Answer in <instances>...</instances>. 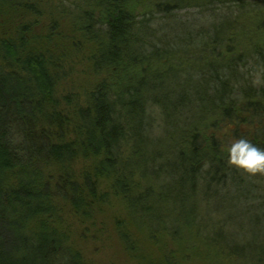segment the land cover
<instances>
[{"label": "trees", "instance_id": "trees-1", "mask_svg": "<svg viewBox=\"0 0 264 264\" xmlns=\"http://www.w3.org/2000/svg\"><path fill=\"white\" fill-rule=\"evenodd\" d=\"M69 1L59 8L64 25H45L40 5L46 0H0V264H93L71 247L58 217L63 205L86 214L103 203L100 180L107 178L152 232L183 238L189 228L212 262L220 256L233 264H264V240L244 247L216 219L220 213L262 211L256 222L264 228V195H256L264 190L259 172L228 162V148L238 139L264 149V0ZM233 6L241 13L215 16L228 24H219L215 35L207 27L188 34L189 48L194 35L204 48L198 56L187 51L189 59H182L173 42H163L162 23L156 31L150 25L156 14L169 18L175 9L212 13ZM83 46L94 81L84 102L73 103L61 86ZM194 61L192 102L185 92L163 101L164 93L157 92L163 70L185 69ZM249 62L262 68L259 86L242 72ZM130 64L137 70L131 76ZM148 71L159 82L146 98L140 92L143 76L134 78ZM192 104L200 114L185 118L188 129L179 144L156 135L153 107L159 117V111L173 115ZM219 121L229 134L210 135L208 126L217 128ZM81 161L91 166L78 174ZM136 175L149 181L141 190L133 188ZM176 208L184 212L173 219L177 228L186 226L180 231L144 218V212L164 209L171 219ZM188 212L205 218L203 232L212 230L195 233Z\"/></svg>", "mask_w": 264, "mask_h": 264}, {"label": "rangeland", "instance_id": "rangeland-1", "mask_svg": "<svg viewBox=\"0 0 264 264\" xmlns=\"http://www.w3.org/2000/svg\"><path fill=\"white\" fill-rule=\"evenodd\" d=\"M78 1L83 3V0ZM60 3H58V0H46L42 5L39 4L43 12V19L41 21H45V25L52 24L55 21L59 25H64L62 24L63 20H61L58 14L60 12L59 8L63 9L65 5L69 6L70 1L64 0V4ZM240 13L241 9L238 6H233L228 9L225 7H216V10L212 13H203L200 8L175 9L171 12L169 18H164V14H156L155 19L150 25L156 31L159 28V23H162L160 27L162 28V37L165 39L163 42H173L175 45L173 48L180 53L182 59H189L190 57L187 55V51L192 50L194 53L193 56H198L199 51L202 52L204 49L200 45V41L196 35L192 36L195 45L190 48L187 46L190 42L188 41V34L190 32L196 34L199 29L207 27L206 29L211 32L210 34L213 32L215 35L214 30L219 24H227L224 22L227 20L220 22V17L215 16L229 14L231 18H234ZM213 15L215 18L212 17ZM239 24H242L241 19ZM66 26L65 28H68ZM161 31H158L157 34L161 35L159 33ZM224 33H227V31ZM156 42L158 43V40ZM87 47L83 46L78 55L74 57L61 86V94L73 95V103L79 101L84 102L85 92L94 81V76H90L91 70L88 69V64L83 60L85 58L84 54H87L88 51ZM197 67L198 65L194 61L192 66L185 69H178L176 66L165 68L163 70V76L160 78L162 79L161 82H163V85H161V90L157 91L161 94L164 93L163 101H175L176 98L178 99L182 94L187 93L189 95L188 99L192 102L194 95L191 87L196 84L192 74ZM242 72L248 73L251 80L250 83L254 86H259L262 83L261 77L263 71L260 66L249 62L247 67L242 69ZM135 73H137V70L132 64L129 66V74L131 76ZM141 76H143L145 84L140 88V92L141 95L144 94L147 98L151 84L159 82V80L152 71L142 73L134 79L139 81ZM135 85H137V82ZM131 99H134L133 96ZM152 109H154V117H156L154 123V126H156L155 133L158 136H165L168 139L167 144L169 145L179 144L182 135L187 131V124L183 125L185 118L200 114L198 104L195 106L194 104L189 105L186 110L175 111L173 115H170L169 111L164 112L162 110L159 111V117L156 106ZM247 127V124L242 125V129H246ZM207 132L210 135L217 134L219 137L222 134H229V129L219 121L217 128L213 127L210 123ZM231 142L233 141L231 140ZM90 166L91 162L81 161L75 165V171L79 174L83 170L89 169ZM259 175L260 182L264 186V172H259ZM131 180L138 183L135 182L134 185L138 187H134L131 184L134 189H139L140 186L149 183L148 180L145 181L137 175ZM245 180L254 181V178L248 176ZM113 181L112 178L100 180V192L106 194L104 202L96 203L86 214H75L69 207L65 205L61 206L63 210L59 212V226L68 234L71 247L79 252L84 261L93 264H233L228 258H221L220 256H215L214 258L213 253L210 255L212 259L214 258V262H212L210 257L208 258V255H206L205 248L196 243L194 237H190L188 234L189 228L186 229L185 232L187 233L183 238H175L168 231L162 229L159 233L152 232L140 220L141 218L138 214H135L127 208L126 200H122L115 191ZM138 191H135V193H138ZM262 191L264 190L257 191L256 195H264ZM231 195L230 193L227 199H230ZM163 210L159 209L157 213L144 212V218L156 226H165L168 224L170 228L178 231L186 227L180 226L177 228L178 224L173 220L176 215L184 213L182 210L176 208L174 211L175 215L171 217L172 220L166 215L165 210ZM260 212L255 210L251 211V213L244 212L245 214L243 211H237L236 213L227 212L225 214L220 213L216 215V219L219 218L223 221V227L228 237H237V240L244 247H247L248 244H261L264 240V228L256 222L257 220H261L258 218L262 216ZM234 214L238 216V219L232 222L230 221V216H234ZM185 216L186 220L191 223L192 229H196L195 233L196 231H201L200 233L208 234L212 230L210 228L207 232H203V224L206 222L204 221L205 218H201L200 215L192 216L188 212ZM214 223L216 224L215 220ZM240 226L243 227L242 230H240Z\"/></svg>", "mask_w": 264, "mask_h": 264}, {"label": "clouds", "instance_id": "clouds-1", "mask_svg": "<svg viewBox=\"0 0 264 264\" xmlns=\"http://www.w3.org/2000/svg\"><path fill=\"white\" fill-rule=\"evenodd\" d=\"M228 162L248 173L264 172V149L246 139H238L228 148Z\"/></svg>", "mask_w": 264, "mask_h": 264}]
</instances>
